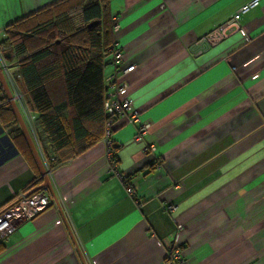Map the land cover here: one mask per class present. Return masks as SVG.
<instances>
[{
	"label": "crops",
	"instance_id": "crops-1",
	"mask_svg": "<svg viewBox=\"0 0 264 264\" xmlns=\"http://www.w3.org/2000/svg\"><path fill=\"white\" fill-rule=\"evenodd\" d=\"M57 1L0 0V41ZM248 1H110L114 40L134 65L120 98L149 129L138 141V124L115 121L117 174L101 140L53 168L47 192L59 208L20 223L0 242V264H161L172 244L188 264H264V0L235 32L196 44ZM16 147L0 162V208L36 177Z\"/></svg>",
	"mask_w": 264,
	"mask_h": 264
},
{
	"label": "trees",
	"instance_id": "trees-1",
	"mask_svg": "<svg viewBox=\"0 0 264 264\" xmlns=\"http://www.w3.org/2000/svg\"><path fill=\"white\" fill-rule=\"evenodd\" d=\"M110 1L58 0L4 29L0 53L10 54L13 79L28 111L37 115L35 140L43 144L41 155L49 170L80 155L103 136L109 118L103 109L104 77L114 40ZM91 22L96 24L87 28ZM0 135V162L18 153L20 140L36 171L23 192L39 190L43 178L1 86ZM116 149L113 146L114 158Z\"/></svg>",
	"mask_w": 264,
	"mask_h": 264
},
{
	"label": "built area",
	"instance_id": "built-area-1",
	"mask_svg": "<svg viewBox=\"0 0 264 264\" xmlns=\"http://www.w3.org/2000/svg\"><path fill=\"white\" fill-rule=\"evenodd\" d=\"M260 5V0H249L230 17L221 24H219L214 31L210 34L197 40L198 46L210 42L213 37L225 38L231 33L237 30L238 22L242 16L249 13L251 10L257 8ZM112 32L117 33L119 26L113 19ZM109 59L107 68L110 69L105 74L104 84L106 86L105 100L103 103V109L106 115L109 117L104 125L103 136L101 142L105 147V155L108 162L109 172L117 174L115 158L113 153V125L116 120L122 121L125 125L138 124L135 138L141 140L149 129V124L146 122L141 123L139 113L133 108L132 101L129 97L120 98V94L127 88V83L123 78L134 69V65H124L122 59L121 48L116 40H113L111 46L108 48ZM0 71L7 81L8 86L12 91L17 90L19 93L14 92L12 94L16 103L17 109L22 119L29 123L30 112L28 111L26 104L23 100L22 94L17 87L12 73L6 64V59L0 53ZM12 93V92H11ZM18 104V105H17ZM149 151H154L153 147H148ZM46 176L49 177L52 170L47 169L45 165ZM121 181L127 194L130 197H134L133 188L126 181L124 177H121ZM59 208L58 203L52 199L46 188H41L31 194L19 193L12 202L4 205L0 208V242L8 240V238L17 230L20 223L33 219L39 213L47 209L48 207ZM170 211H174V208H169ZM161 264H188L187 260L182 254L179 247L170 245L166 251L165 257Z\"/></svg>",
	"mask_w": 264,
	"mask_h": 264
},
{
	"label": "water",
	"instance_id": "water-1",
	"mask_svg": "<svg viewBox=\"0 0 264 264\" xmlns=\"http://www.w3.org/2000/svg\"><path fill=\"white\" fill-rule=\"evenodd\" d=\"M95 24H96L95 22H91L87 25V28H90V27L94 26ZM4 57L7 61H9L11 59V56L9 53H6L4 55ZM0 86H1V89H2V91L6 97L7 101L9 102V105L12 109V112H13L15 119L18 123V126H19V128H20V130L24 136V139H25V141H26V143H27V145H28V147L32 153V156H33V158H34V160H35V162L39 168L41 176L43 178V183L39 189L46 188L47 190H50L49 178L46 176V172H45L44 166L42 164L41 158L39 156V153L37 151V147H36L33 139L31 138V136L29 135V132L26 128V125L20 116V113L17 109L16 103L13 99V96L9 90L7 82L5 81V78H4L3 74L1 73V71H0Z\"/></svg>",
	"mask_w": 264,
	"mask_h": 264
},
{
	"label": "rangeland",
	"instance_id": "rangeland-1",
	"mask_svg": "<svg viewBox=\"0 0 264 264\" xmlns=\"http://www.w3.org/2000/svg\"><path fill=\"white\" fill-rule=\"evenodd\" d=\"M0 39H1V33H0ZM6 64H7V66H8V68H9V71H10V73H14V69H15V67L11 64V61L9 60V61H6ZM6 80V79H5ZM7 82V81H6ZM9 88H10V90H11V87L9 86ZM11 92H12V94H14V92H16V93H19L17 90H15V91H12L11 90ZM18 105V104H17ZM1 135H0V139H1Z\"/></svg>",
	"mask_w": 264,
	"mask_h": 264
}]
</instances>
